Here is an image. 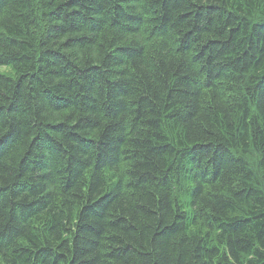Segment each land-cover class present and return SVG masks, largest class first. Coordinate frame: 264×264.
Segmentation results:
<instances>
[{
    "label": "trees",
    "instance_id": "trees-1",
    "mask_svg": "<svg viewBox=\"0 0 264 264\" xmlns=\"http://www.w3.org/2000/svg\"><path fill=\"white\" fill-rule=\"evenodd\" d=\"M3 68L0 264H264V0H0Z\"/></svg>",
    "mask_w": 264,
    "mask_h": 264
},
{
    "label": "rangeland",
    "instance_id": "rangeland-1",
    "mask_svg": "<svg viewBox=\"0 0 264 264\" xmlns=\"http://www.w3.org/2000/svg\"><path fill=\"white\" fill-rule=\"evenodd\" d=\"M0 72L8 76L12 75L11 70L7 68L0 69Z\"/></svg>",
    "mask_w": 264,
    "mask_h": 264
},
{
    "label": "bare ground",
    "instance_id": "bare-ground-1",
    "mask_svg": "<svg viewBox=\"0 0 264 264\" xmlns=\"http://www.w3.org/2000/svg\"><path fill=\"white\" fill-rule=\"evenodd\" d=\"M110 175V174H109Z\"/></svg>",
    "mask_w": 264,
    "mask_h": 264
}]
</instances>
